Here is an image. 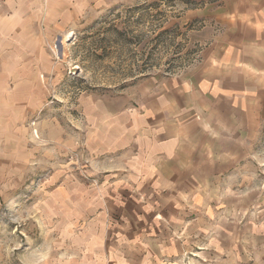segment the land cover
Listing matches in <instances>:
<instances>
[{"label": "crops", "instance_id": "1", "mask_svg": "<svg viewBox=\"0 0 264 264\" xmlns=\"http://www.w3.org/2000/svg\"><path fill=\"white\" fill-rule=\"evenodd\" d=\"M218 22L185 71L91 101L88 176L62 181L75 264H264V0Z\"/></svg>", "mask_w": 264, "mask_h": 264}, {"label": "rangeland", "instance_id": "2", "mask_svg": "<svg viewBox=\"0 0 264 264\" xmlns=\"http://www.w3.org/2000/svg\"><path fill=\"white\" fill-rule=\"evenodd\" d=\"M224 1L0 0V264H75L91 101L195 64Z\"/></svg>", "mask_w": 264, "mask_h": 264}]
</instances>
